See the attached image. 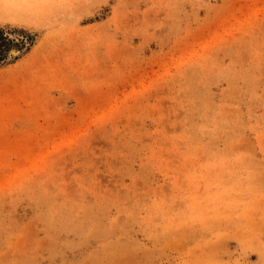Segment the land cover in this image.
<instances>
[{"label":"rangeland","instance_id":"1","mask_svg":"<svg viewBox=\"0 0 264 264\" xmlns=\"http://www.w3.org/2000/svg\"><path fill=\"white\" fill-rule=\"evenodd\" d=\"M0 264H264V0H0Z\"/></svg>","mask_w":264,"mask_h":264},{"label":"bare ground","instance_id":"2","mask_svg":"<svg viewBox=\"0 0 264 264\" xmlns=\"http://www.w3.org/2000/svg\"><path fill=\"white\" fill-rule=\"evenodd\" d=\"M13 38V37H12ZM13 40V39H12ZM22 41L18 38H16L14 40V43H12L8 48L7 50H5L4 54L3 55H6L8 54L9 57H7L8 59H11L12 57H15L17 56L19 53H21V50H22ZM26 49V48H25ZM24 49V50H25Z\"/></svg>","mask_w":264,"mask_h":264}]
</instances>
